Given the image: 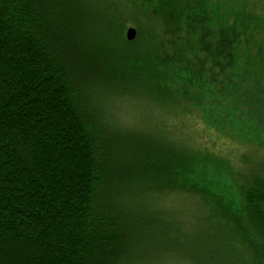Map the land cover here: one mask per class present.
<instances>
[{
    "label": "trees",
    "instance_id": "obj_1",
    "mask_svg": "<svg viewBox=\"0 0 264 264\" xmlns=\"http://www.w3.org/2000/svg\"><path fill=\"white\" fill-rule=\"evenodd\" d=\"M125 100L164 114L136 131ZM222 243L264 264V3L0 0V264H227Z\"/></svg>",
    "mask_w": 264,
    "mask_h": 264
},
{
    "label": "rangeland",
    "instance_id": "obj_2",
    "mask_svg": "<svg viewBox=\"0 0 264 264\" xmlns=\"http://www.w3.org/2000/svg\"><path fill=\"white\" fill-rule=\"evenodd\" d=\"M249 1L250 2L255 1L258 4L264 3V0H249ZM128 27H130V25ZM119 104L120 106H118ZM116 105L117 106L115 107V109L112 110L113 116H115V118L120 123V125L122 124L125 127H130L131 129L133 128L136 131H141L142 129L147 131L146 129L147 126L149 127L155 126V125L157 126L156 124L157 121L161 120V113L164 114V112H161L160 107L158 106L153 107L152 103L148 101H138L137 103H132L130 101L125 100V101H121V103H118ZM117 108L118 109L120 108V110L118 111ZM157 131L162 133L161 126L158 127ZM155 205L158 208H161L163 210H167L168 208L173 209L178 213V216H182V215L187 216V214L193 212V209L192 207H190V205H188L187 203H184L183 200L178 201L177 197H175L174 199V197L172 196L169 198H163V200L157 201ZM181 210L183 212H181ZM217 246H220V248H222V251L224 249L223 253L225 255L226 254L225 252H227V250L225 249V244L222 243V245L218 244ZM231 255H232V252L230 251L229 258L225 255L226 259L232 260L230 262H232L233 264H237L235 255L232 258H230ZM165 257L164 259H160L157 264H179V262L175 261L174 259L170 260ZM215 260L216 261L214 262L218 264H220L222 261L221 258L215 259ZM230 262H227V264H230Z\"/></svg>",
    "mask_w": 264,
    "mask_h": 264
},
{
    "label": "water",
    "instance_id": "obj_3",
    "mask_svg": "<svg viewBox=\"0 0 264 264\" xmlns=\"http://www.w3.org/2000/svg\"><path fill=\"white\" fill-rule=\"evenodd\" d=\"M125 35L128 40H133L137 36L136 27L130 26L129 28H127Z\"/></svg>",
    "mask_w": 264,
    "mask_h": 264
}]
</instances>
